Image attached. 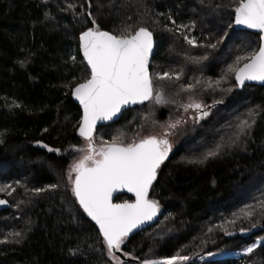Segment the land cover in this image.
Wrapping results in <instances>:
<instances>
[{"label": "trees", "instance_id": "obj_1", "mask_svg": "<svg viewBox=\"0 0 264 264\" xmlns=\"http://www.w3.org/2000/svg\"><path fill=\"white\" fill-rule=\"evenodd\" d=\"M235 3L0 0V198L10 205L0 213V240H8L0 243V264L113 263L98 227L75 200L67 176L84 141L78 133L82 111L72 98V89L88 73L79 34L92 27V19L101 30L116 35L129 25L130 30L150 29L156 39L151 73H182L178 81L154 79L156 88L172 97L188 92L182 86L191 83L190 93L210 108L207 119L180 134L176 149L158 170L149 192V199L162 208L157 220L129 235L123 250L142 264L177 253L195 258L235 252L264 236V85L238 89L231 74L219 87L213 83L225 75L236 56L259 48V34L232 24ZM169 16L176 25H195L196 40L205 46L187 44L181 35L184 31H176ZM209 43L216 47H206ZM229 87L230 92L221 91ZM214 101L223 102L214 105ZM150 102L98 127L95 137L103 133L104 138L134 139ZM245 119L252 127L233 144L236 125ZM45 144L59 151L50 152ZM217 144L222 147L215 157L190 162L201 160ZM52 184L58 187L39 194L33 191ZM127 198L120 196L117 201ZM246 205L253 210L248 219L242 216ZM233 213L239 217L236 223H225L234 218ZM220 225L234 234L226 236ZM241 228L248 231L241 233ZM17 232L19 237L11 235ZM185 264H264V246L241 258Z\"/></svg>", "mask_w": 264, "mask_h": 264}, {"label": "snow or ice", "instance_id": "obj_2", "mask_svg": "<svg viewBox=\"0 0 264 264\" xmlns=\"http://www.w3.org/2000/svg\"><path fill=\"white\" fill-rule=\"evenodd\" d=\"M72 7V5H70ZM169 20L176 31L187 29V25H176L169 16ZM92 27L81 31L79 34V50L86 62L88 73L82 82L77 83L72 89V96L79 101L82 116L79 121L78 133L85 141L86 146L77 149L81 155L69 166L68 183L71 192L83 212L98 226L99 235L103 238L104 250L114 264H124L115 255L121 250L126 238L133 229L139 228L145 222L152 220L159 211V204L154 199H149V192L157 180L158 170L172 151L169 137L174 130L184 123L183 118L176 119L161 125L163 131L159 135L137 136L125 142L122 136H113L111 141L96 142L95 129L99 121H111L121 110L130 104L151 101L156 105L168 103L162 90L154 85L157 81L180 80V72H149V55L153 50V33L146 27L130 30L125 27L119 35L104 31L91 20ZM236 26H245L256 29L260 33L259 50H252L243 56H236L233 64H229L227 72L220 79L214 81L219 87L228 74L234 75L235 87H242L245 81L264 82V0H236L234 7V21ZM229 24V27H232ZM173 31V29H167ZM184 41L193 46L199 45L195 37L181 32ZM225 36L227 33L224 34ZM221 40L224 36L220 37ZM208 48H215L216 44L209 43ZM75 60V57H70ZM199 59H206L202 57ZM241 61H246L241 64ZM197 84L200 81L196 82ZM209 86H212L211 84ZM194 85L189 83L182 86L183 91H192ZM232 89H221L230 92ZM190 103L182 105L185 112L193 109V119L200 120L209 115L208 106L189 97ZM175 103V101H171ZM223 101H214L222 103ZM213 105V106H214ZM253 113L249 112L251 117ZM252 123L241 120L231 142L236 143L242 135H247ZM45 131H47L45 129ZM37 143H40L39 141ZM48 148V145H43ZM221 145L217 144L215 150L206 152L201 160L190 161L202 163L204 160L215 157ZM50 152L58 149L48 148ZM18 183V182H17ZM56 184L45 188H36L37 194L55 189ZM119 189H126L134 194L132 202L113 203V193ZM3 190V189H0ZM6 201L0 200V204ZM245 219L253 216L251 206L246 205L242 210ZM233 219L225 223L235 224L239 217L233 213ZM226 236L229 232L223 225ZM252 227H256L252 224ZM212 229H209L211 231ZM241 233L248 229L241 228ZM19 237L20 233L11 234ZM8 242L7 237L0 243ZM16 242H19L18 240ZM258 245L264 246V240H257L245 247L246 254H252ZM70 252L74 250L70 249ZM125 255H129L125 253ZM212 255V253H209ZM190 257L177 253L162 260H144L142 264H185Z\"/></svg>", "mask_w": 264, "mask_h": 264}, {"label": "rangeland", "instance_id": "obj_3", "mask_svg": "<svg viewBox=\"0 0 264 264\" xmlns=\"http://www.w3.org/2000/svg\"><path fill=\"white\" fill-rule=\"evenodd\" d=\"M179 25H187L188 26L187 29H180V30L184 31L185 34L189 35L190 37H195L196 38L195 34L193 33L195 25H189V24H186V23L185 24L182 23V24H179ZM164 97H165V99L167 101H169L168 103L156 105L153 102H150V104L148 106V109H147L148 114L144 117L143 120H141V122L137 126V129L134 132V138H136L137 136L159 135L163 131L161 125H165L168 122L174 121V120L179 119V118L182 117L185 122L182 123L181 125H179L174 130V134L169 137V140L172 143V151L169 153V155H170L176 149V147L178 145V140H179L178 138H179L180 134L181 135L185 134L186 130L188 131L189 127H190V130H191L194 126L199 125L202 121L207 119L209 115L207 117H204V118H202V119L197 121V120L193 119V116L195 114L193 109H189L187 112H185V110L182 107V105H186V104L191 102L189 97H191L193 100L201 102L203 105H206V103H204L202 100H200V98H198L196 95H194V94H192L190 92L180 93L177 96H172V97L164 95ZM171 101H175V103H172ZM162 109L166 111L165 113H166L167 116H163L164 114L162 112ZM206 110L210 113V108L209 107H207ZM109 134L113 135L112 130L109 131ZM127 135H129V134H127ZM115 136H117V135H115ZM95 138H96V142L97 143H99L100 141H111V139H112V138H106V137L104 138L103 137V133H99V135H97ZM85 146H86L85 141H83V145L81 146V148H83ZM80 155H81V153L79 152L77 154V156L69 164V166ZM69 166H68V169H67V173H68V170H69ZM161 210H162V208L160 206L158 212L160 213ZM127 238H126V240H127ZM257 240H264V236L262 238H258ZM123 245L121 246V250H120L122 252L119 253V254L115 252V255L117 257H119V259L121 261H123L124 264H140L138 262V260L135 259L130 254L129 255H125L126 252L123 250ZM245 247L243 249L237 250L235 252H230V251H226V252H212V255H209V253L203 254V255H198L195 258H190L185 263H187L189 261H193V260H198L199 261V260H206V259H212V258H225V257L241 258L242 256H244L246 254L244 252ZM256 249H254V251ZM254 251H253V253H254ZM246 255H250V254H246ZM162 259H164V258L150 259V260H162ZM112 264H114V261H113Z\"/></svg>", "mask_w": 264, "mask_h": 264}, {"label": "water", "instance_id": "obj_4", "mask_svg": "<svg viewBox=\"0 0 264 264\" xmlns=\"http://www.w3.org/2000/svg\"><path fill=\"white\" fill-rule=\"evenodd\" d=\"M234 27L236 28V29H238V30H247V31H251V32H253V33H257V34H259L260 35V33H259V31L258 30H256V29H248V28H246L245 26H236V25H234ZM148 29V28H147ZM149 31H151L150 29H148ZM104 31H108V30H104ZM109 32H111V31H109ZM152 32V31H151ZM112 33V32H111ZM153 33V32H152ZM114 34V33H113ZM155 49H156V39H155V35H154V33H153V50H152V52L150 53V55H149V72L151 73V62H152V59H153V57H154V53H155ZM258 50H259V48H258ZM257 50V51H258ZM82 54V53H81ZM83 56V55H82ZM248 84H251V85H264V82H261V81H245V84L242 86V87H238V89H243L246 85H248ZM72 98H73V100L75 101V103L76 104H78L79 105V101H77L76 99H75V97H73L72 96ZM147 101H144L143 103H137V104H130V105H127V106H125L122 110H121V113H119V114H117V116L116 117H114L113 118V120H111V121H99L98 123H97V126H96V129H95V133H96V130H97V128L98 127H100V126H103V125H107V124H111V123H113V122H115V121H117V120H119L121 117H122V115H123V113L126 111V110H128V109H130V108H133V107H136V106H139V105H142V104H145ZM79 107H80V105H79ZM81 108V107H80ZM81 111H82V109H81ZM94 133V134H95ZM125 194H130V195H134V194H132V193H129L126 189H119V190H117L116 192H114L113 193V196H112V201H113V203H118V202H116V200H117V198L120 196V195H125ZM0 200H4V201H6V203L5 204H0V213L3 211V210H5V209H7V208H9V203H8V201L6 200V199H3V198H0ZM129 202H132V201H129ZM87 215V214H86ZM158 216H159V212L157 213V215L152 219V220H150V221H147V222H145L143 225H141L139 228H137V229H133V231L131 232V233H129V235H131V234H133V233H136V232H139V231H141V230H143V229H146L147 227H149L150 225H152L153 223H155V221L157 220V218H158ZM89 219H91L90 217H88ZM94 222V221H93ZM95 223V222H94ZM98 227V226H97ZM128 235V236H129ZM122 251H117L116 253H121Z\"/></svg>", "mask_w": 264, "mask_h": 264}, {"label": "flooded vegetation", "instance_id": "obj_5", "mask_svg": "<svg viewBox=\"0 0 264 264\" xmlns=\"http://www.w3.org/2000/svg\"><path fill=\"white\" fill-rule=\"evenodd\" d=\"M120 196H126V197H129V198H127L126 201H133V200L135 199V196H134V195H130V194H125V195H120ZM120 196H119V197H120ZM119 197H118V198H119ZM118 198H117V199H118ZM116 202H118V203H123L124 201H120V202H119V201L116 200Z\"/></svg>", "mask_w": 264, "mask_h": 264}]
</instances>
